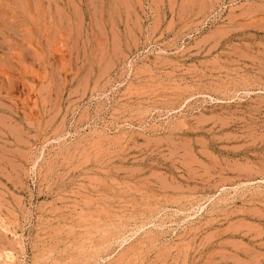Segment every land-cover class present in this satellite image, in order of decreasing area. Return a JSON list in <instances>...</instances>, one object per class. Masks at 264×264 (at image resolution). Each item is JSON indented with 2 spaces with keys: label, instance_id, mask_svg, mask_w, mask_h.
<instances>
[{
  "label": "rangeland",
  "instance_id": "rangeland-1",
  "mask_svg": "<svg viewBox=\"0 0 264 264\" xmlns=\"http://www.w3.org/2000/svg\"><path fill=\"white\" fill-rule=\"evenodd\" d=\"M0 264H264V0H0Z\"/></svg>",
  "mask_w": 264,
  "mask_h": 264
}]
</instances>
